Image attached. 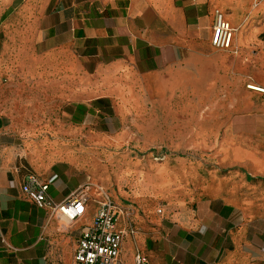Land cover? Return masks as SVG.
<instances>
[{
    "label": "rangeland",
    "instance_id": "obj_1",
    "mask_svg": "<svg viewBox=\"0 0 264 264\" xmlns=\"http://www.w3.org/2000/svg\"><path fill=\"white\" fill-rule=\"evenodd\" d=\"M228 1L227 10L235 12L238 0ZM262 1L252 0L254 14L244 0L237 4L240 23L230 22L232 45L225 50L212 45L201 72L191 67L192 83L185 85L183 69L145 74L130 62L126 74L110 84L115 90H99L108 92L110 107L82 116L74 104L91 107L96 96H65L70 76L62 82L57 65L42 76L4 75V130L19 148L27 142L55 159L51 163H60L78 184L89 187L91 198L109 194L124 209L125 219L120 216L118 223L126 224L131 237L143 224L154 230L213 198L264 216ZM240 37L249 38L242 43ZM125 241L122 256L127 257Z\"/></svg>",
    "mask_w": 264,
    "mask_h": 264
},
{
    "label": "crops",
    "instance_id": "obj_2",
    "mask_svg": "<svg viewBox=\"0 0 264 264\" xmlns=\"http://www.w3.org/2000/svg\"><path fill=\"white\" fill-rule=\"evenodd\" d=\"M231 2L0 0V77L47 75L57 65L62 82L70 76L65 96L91 93L96 96L91 102L107 98L100 89L115 90L110 84L126 74L130 62L145 74L183 69L187 85L195 74L191 67L200 73L211 59L218 8L229 23H240L235 12L241 0L235 12L227 10ZM251 3L244 0L254 14ZM248 38L240 37L242 43ZM101 78L111 83L101 84ZM53 160L27 142L19 148L0 117V264H73L77 241L92 222L100 195L90 196L85 212L72 223L39 207L22 189L31 173L49 183L54 202L82 186ZM149 227L143 224L132 237L125 234V264H135L137 251L150 264H264V216L218 198L203 201L187 217Z\"/></svg>",
    "mask_w": 264,
    "mask_h": 264
},
{
    "label": "built area",
    "instance_id": "obj_3",
    "mask_svg": "<svg viewBox=\"0 0 264 264\" xmlns=\"http://www.w3.org/2000/svg\"><path fill=\"white\" fill-rule=\"evenodd\" d=\"M233 31V27L224 19L222 12L217 10L212 45L217 48H229ZM88 188V186H80L64 200L54 202L48 193L49 183L38 175L29 174L22 186L29 199L39 207L49 208L53 215L59 216L68 223L76 221L85 212L90 200ZM122 215L125 219L124 209L109 194L102 191L98 210L92 222L84 227L77 241L73 264H125L121 251L126 230L120 228L118 223ZM134 262L150 264L148 257L141 251L135 252Z\"/></svg>",
    "mask_w": 264,
    "mask_h": 264
},
{
    "label": "trees",
    "instance_id": "obj_4",
    "mask_svg": "<svg viewBox=\"0 0 264 264\" xmlns=\"http://www.w3.org/2000/svg\"><path fill=\"white\" fill-rule=\"evenodd\" d=\"M76 109L78 110L79 114L84 115L86 112H94L96 107L99 108H105V107H110L109 106V100L108 98H97L91 102V107H88V105L84 103H76L74 104ZM75 121H80L81 117H75Z\"/></svg>",
    "mask_w": 264,
    "mask_h": 264
},
{
    "label": "bare ground",
    "instance_id": "obj_5",
    "mask_svg": "<svg viewBox=\"0 0 264 264\" xmlns=\"http://www.w3.org/2000/svg\"><path fill=\"white\" fill-rule=\"evenodd\" d=\"M252 87H255V88H260V87H258V86H255V85H251V88ZM142 94V93H141ZM229 153V152H228ZM235 154V153H234ZM237 154V153H236ZM101 172H102V170H101ZM125 172V171H124ZM95 173V172H94ZM131 173V172H130ZM123 174V173H122ZM121 174V175H122ZM128 176H129V174H127ZM120 176V175H119ZM121 177V176H120ZM125 177V176H124ZM127 177V176H126ZM132 178H133V175L131 176ZM135 177V176H134ZM152 178V177H151ZM121 179V181H122V178H120ZM103 180V179H102ZM132 180V179H131ZM130 180V181H131ZM120 181V180H119ZM150 181V180H149ZM132 183V182H131ZM121 188V187H120ZM120 191H122V190H120ZM142 192V191H141ZM132 193H134V192H132ZM136 193V192H135ZM134 196V195H133ZM139 196V195H138Z\"/></svg>",
    "mask_w": 264,
    "mask_h": 264
}]
</instances>
